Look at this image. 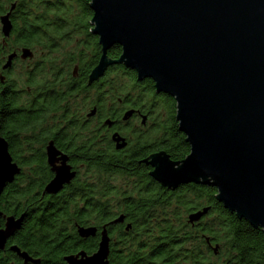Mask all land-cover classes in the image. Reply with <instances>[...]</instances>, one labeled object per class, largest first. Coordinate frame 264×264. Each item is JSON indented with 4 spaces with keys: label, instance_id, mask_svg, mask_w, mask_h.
<instances>
[{
    "label": "water",
    "instance_id": "water-1",
    "mask_svg": "<svg viewBox=\"0 0 264 264\" xmlns=\"http://www.w3.org/2000/svg\"><path fill=\"white\" fill-rule=\"evenodd\" d=\"M14 6L0 17L4 38L12 31ZM88 6L91 34L102 52L90 80L102 76L108 65L122 64L138 81L151 80L156 93L175 101L178 131L190 151L180 162L163 151L149 156L144 162L152 167V179L169 190L186 184L214 187L224 209L264 235V0H89ZM114 45L121 54L108 61ZM31 56L29 49L21 50L22 59ZM15 57L8 55L2 69ZM19 171L0 137V194ZM69 176L66 166L57 168L46 191L57 192ZM206 211L189 215V222ZM22 219L7 218L0 248ZM123 221L121 215L111 223ZM78 233L86 238L95 229L79 228ZM12 250L25 263L39 262ZM108 254L104 231L95 253L80 251L64 261L108 264Z\"/></svg>",
    "mask_w": 264,
    "mask_h": 264
},
{
    "label": "flooded vegetation",
    "instance_id": "flooded-vegetation-1",
    "mask_svg": "<svg viewBox=\"0 0 264 264\" xmlns=\"http://www.w3.org/2000/svg\"><path fill=\"white\" fill-rule=\"evenodd\" d=\"M10 21L12 34V16ZM44 25L51 26L49 23ZM88 26L91 33L92 26L90 23ZM92 36L90 47H38L30 49L32 56L26 59L20 57L22 49L13 51L6 42L0 41V114L5 117L0 137L7 143L12 163L20 170L0 196L8 185L20 180L21 190L34 198V205L29 208L0 207V230L5 229L7 218L17 220L23 217L20 228L0 248V264H34L25 263L12 250L15 247L26 253L14 239L19 236L27 210H32L42 227L66 225L76 244V250L66 256L80 251L92 255L106 231L110 264L111 249L120 237L121 226L125 228L130 222L124 218L122 223L113 224L111 222L117 216L105 215L106 209L115 207L105 204L106 193L114 187V182L105 173V166L144 176L148 179L146 189L150 186L152 167L144 161L160 152L151 151L156 121L154 105L163 96H169L156 93L154 83L149 79H135L132 90L126 91V88L122 92L119 75V68L124 67L122 64H110L102 76L90 80V74L102 55L98 37ZM108 51V61L119 58H112ZM12 53H16V57L11 66L3 70L8 55ZM16 69L20 76L9 78V73ZM145 81L151 82L154 95L144 93ZM7 120L16 125L6 124ZM122 143L125 146L117 148ZM61 166H66L67 176L71 177L57 192L46 191L56 169ZM29 180L34 184L31 190L26 184ZM88 227L95 229L94 236L80 237L78 229ZM90 242L96 247L88 253L82 246Z\"/></svg>",
    "mask_w": 264,
    "mask_h": 264
},
{
    "label": "trees",
    "instance_id": "trees-1",
    "mask_svg": "<svg viewBox=\"0 0 264 264\" xmlns=\"http://www.w3.org/2000/svg\"><path fill=\"white\" fill-rule=\"evenodd\" d=\"M88 3L89 0H0V17L15 5L10 13L14 18L13 32L7 38L1 32L0 41L6 42L13 51L71 45L90 47L93 36L88 23L92 12ZM46 23L51 26H45ZM120 54L121 48L117 45L108 51L112 58ZM119 70L122 92L126 88L131 91L137 79L135 73L124 67ZM12 72L9 78H15ZM144 83L146 96L153 94L151 82ZM154 110L151 151H163L171 161H182L190 148L178 131L175 101L163 96ZM4 118L0 114V135ZM6 124L16 125L8 120ZM114 168L105 166L106 175L114 182L112 190L105 195V204L115 205V211L106 209L105 215L117 218L122 215L131 226H121L120 237L111 249L110 264H264L262 231L224 209L215 198L214 187L186 184L169 190L150 179L146 189L148 179L144 176ZM21 184L19 180L5 188L0 207L34 205L32 194L23 192ZM26 184L30 190L34 185L31 180ZM203 209L207 211L198 221L189 222V215ZM31 211L27 210L14 242L38 260L37 264H66L64 257L76 250L70 231L64 223L54 228L40 226ZM95 247L90 242L82 249L89 253Z\"/></svg>",
    "mask_w": 264,
    "mask_h": 264
},
{
    "label": "rangeland",
    "instance_id": "rangeland-1",
    "mask_svg": "<svg viewBox=\"0 0 264 264\" xmlns=\"http://www.w3.org/2000/svg\"><path fill=\"white\" fill-rule=\"evenodd\" d=\"M15 75V78L17 77L18 70L16 69L14 72H12Z\"/></svg>",
    "mask_w": 264,
    "mask_h": 264
}]
</instances>
